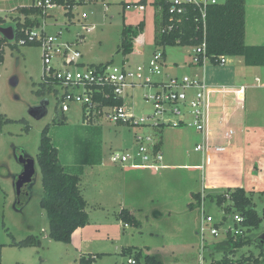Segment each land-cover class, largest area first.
Segmentation results:
<instances>
[{"label":"rangeland","instance_id":"1","mask_svg":"<svg viewBox=\"0 0 264 264\" xmlns=\"http://www.w3.org/2000/svg\"><path fill=\"white\" fill-rule=\"evenodd\" d=\"M141 1L96 0L79 6L73 11V16H69L65 8L57 7L42 19L44 26L38 32L44 31L47 36L61 35V42L73 44L72 49L82 53L79 62L85 67L108 63L125 64L129 68L147 66L155 52L160 50L155 44V28L156 16L158 21L161 19L158 15L161 8L153 4L155 0H146L142 3L146 10L142 12L138 7ZM30 4L31 0H0V18L6 21L4 26L16 29L17 24L25 20L18 9ZM127 5L131 7L126 8ZM83 13L87 19L82 18ZM142 22L144 29L140 31L138 28ZM86 25L94 28L88 31L84 27ZM124 29L131 30L129 34L133 43L127 55L120 50ZM10 42L0 64V113L16 122L5 125L0 131V264H80L83 255L98 254L102 256L95 264H129V259L134 256L122 255L123 248L127 247L141 250L163 264H201L202 259L204 264H211L213 260H221L225 253H212L211 247L226 241L227 229L231 227L234 230L239 212L232 208L231 212L225 213L219 206L218 196L229 188L218 187L215 182L225 183L233 179L224 177L220 168L210 173L209 168L213 165L208 151L203 170L183 167L199 162L196 160L199 154L194 151L195 131L189 124L166 126L161 130L154 128L156 123L169 118L149 119L154 116L155 108L152 102L145 100V95L156 89L138 84L123 95L127 112L136 120L148 119L145 125L116 123L106 115L85 121L81 105L71 104L70 111L63 113L55 92L45 86L42 48L21 46L16 39ZM193 49L188 46L167 47L166 59L161 61L162 74L153 75L152 80L163 82L171 77L193 78L190 69L198 68L205 75L201 79L220 88H216L220 91L219 99L225 95L224 102L231 100L232 92L243 95L244 116L231 117L234 113L228 111L215 119L221 116V122L244 121V130L249 138L245 141L243 186L256 192L250 195L263 221L258 229L249 233L254 242L229 257L235 260L249 255L261 257L264 248L257 242L264 240V66L248 67L243 57H228L224 65L209 60L204 65H195ZM57 61L53 58V65ZM257 78L261 79L260 83ZM43 88L44 92L38 94ZM22 120L25 122H18ZM47 126L53 143L59 149L60 160L67 165L66 170L76 174L83 171L81 189L89 203L90 224L73 234L71 243L51 239L49 219L40 205L43 176L38 156L42 132ZM137 136H149L162 142V163L182 167L132 170L114 163L112 156L120 154L131 156L127 166L142 164L141 158L137 157ZM25 159L33 160L36 167V175L28 185L27 193L17 190V181L24 172L22 160ZM97 161H103V165L93 169L88 167ZM86 162L88 165L83 166ZM125 187L131 191L124 193ZM193 193L203 195V210ZM134 197H138V204L144 207L139 216V227L126 224L120 213L122 199L137 203ZM228 204L231 201L227 198L224 207ZM203 211L216 223L224 221L218 236L211 235L209 229L203 238L198 234ZM30 235L41 239V248L11 246L14 240L19 242ZM138 264L147 263L143 259Z\"/></svg>","mask_w":264,"mask_h":264},{"label":"trees","instance_id":"2","mask_svg":"<svg viewBox=\"0 0 264 264\" xmlns=\"http://www.w3.org/2000/svg\"><path fill=\"white\" fill-rule=\"evenodd\" d=\"M145 2L146 0H142L141 4ZM153 4L158 9L161 8L158 13L161 17L160 21H158L159 17L156 16L155 44L160 47V50L156 52H162L165 59L167 47H196L206 41L207 56L212 63L218 64L216 59L226 56L243 57L245 65L248 67L264 66V46L248 45L246 43L247 0H225L221 4L209 6L205 22L202 19L200 10L194 5H183L180 7L182 13L171 14L168 0H156ZM18 10L25 17V20L23 23L19 22L15 29L17 44L24 40L25 43L21 46H39L37 43L29 41L25 30L41 27L42 11L33 7H21ZM4 25H6V21L0 18V26ZM138 29L143 31V22L139 24ZM129 32L131 30L127 29L122 32L120 50L123 55H127L133 48ZM10 43L9 40L0 36V64L4 61L5 47L9 46ZM200 65H203V63H200ZM44 84L50 90H54L52 79L45 81ZM106 91L108 93L112 92L110 89ZM43 92L44 88L37 93L41 94ZM96 99L105 105L124 106L125 104L122 97H115L113 94L109 99H105L100 95ZM15 122L0 113V131L5 125ZM18 122L24 123L25 121ZM27 129L29 130V126ZM156 130H159V128ZM161 145L162 142L157 143L158 148ZM39 150L38 162L43 176V197L40 205L46 211L49 219V236L57 242L71 243L73 234L90 224V217L87 212L88 201L82 193L81 177L79 173L67 171L62 164L59 149L50 137L49 126L42 132ZM227 196L230 197L231 204L224 207L227 203ZM194 198L198 201V204L201 203L202 195L195 194ZM217 202L225 210V213L231 212L232 208L236 209L244 217L243 224L248 230L245 235L240 236H233L229 233L226 241L215 243L211 247V252L223 251L225 256L221 260H213L211 264H264V252H262L261 257L249 255L237 260L229 257V255H235L238 249L254 242L249 233L253 229H258L263 221L250 194L242 187L228 189L226 193L218 196ZM121 218L126 224L134 227L138 225L133 213L127 210L122 211ZM257 243L264 248L263 239L258 240ZM11 245L19 248H41L42 241L38 236L30 235L19 242L14 240ZM122 255L134 256L138 263L145 259L147 264H163L156 258L145 255L141 250L134 247L123 248ZM101 256L102 254L83 255L79 263L95 264Z\"/></svg>","mask_w":264,"mask_h":264},{"label":"built area","instance_id":"3","mask_svg":"<svg viewBox=\"0 0 264 264\" xmlns=\"http://www.w3.org/2000/svg\"><path fill=\"white\" fill-rule=\"evenodd\" d=\"M96 0H31V4L26 7L40 9L43 13L41 17V27L32 30H25L29 41L37 43L43 51L44 62V81L52 79L54 81V92L59 101V108L63 113H67L71 109V104H79L84 111L85 121L92 120L94 116L106 115L108 119L116 123L133 124L136 126L145 125L148 119H135L133 114L127 112L124 106H111L99 102L96 97L98 95L105 99H109L112 94L115 97H122L129 88L136 85H143L151 89V94L145 95L147 102H152L155 108L154 116L169 117L162 123H156L154 128L161 129L165 126L183 127L189 126L194 128L203 137L202 143L195 147L196 152L206 151V134L209 119V101L208 93L211 86L204 79L184 77H171L167 81L155 82L152 80L153 75H161V65L165 58L162 52H155L153 59L147 66L139 65L135 68H129L125 64L117 66L113 64H99L85 67L79 60L82 53L76 49H72L73 44L61 42V35L47 36L44 31L38 32L44 26L42 19L48 16L50 10L57 7H63L69 16H73V11L79 6L94 3ZM225 2V1H224ZM171 14L182 13L180 8L183 5H194L201 12L203 21L206 20L207 9L211 5L223 3L221 0H168ZM127 5L126 8H130ZM140 11H145L146 6L140 4ZM83 19L88 16L83 13ZM88 31L94 27L84 26ZM170 28V27H169ZM165 32V30H163ZM0 36H2L0 34ZM21 40L19 45L24 44ZM193 62L195 65L205 63L210 60L207 56V44L204 41L200 46L193 49ZM58 59L57 64L53 65L52 59ZM218 64H226L228 57L221 56L216 59ZM260 83V79H256ZM49 83V82H48ZM112 92L108 93L106 90ZM98 94V95H97ZM124 99V98H123ZM107 110L108 112H105ZM134 122V123H131ZM87 124V122H85ZM139 142V151L137 157L141 158L142 164H131L133 167H156L162 162L163 155L157 147V141L152 137L137 136ZM132 159L130 155L114 154L112 161L120 163L123 166ZM229 201L230 197L227 196ZM204 197L201 198V207L203 206ZM200 229L198 234L203 238L206 230H210L211 235L218 236L220 225L224 223H216L211 215H206L203 211ZM244 217L238 213L235 218V228L227 229V235L233 236L245 235L248 228L244 226ZM202 259V263H203ZM129 264H138L136 258L129 259Z\"/></svg>","mask_w":264,"mask_h":264},{"label":"crops","instance_id":"4","mask_svg":"<svg viewBox=\"0 0 264 264\" xmlns=\"http://www.w3.org/2000/svg\"><path fill=\"white\" fill-rule=\"evenodd\" d=\"M246 11H247V14H246V43L248 45H263L264 46V0H247ZM190 71H191V74L193 75V78L201 79V77L205 76L203 73V70H200L198 68H192L190 69ZM216 88L218 90L220 89L218 87L211 86L209 93H208L209 119H208V129H207V134H206V143H207L206 151L209 152L210 159L212 160V165H213L212 168L211 167L209 168V171L210 173H213V171L217 172L218 169L220 168L221 170H223L224 177L233 179V180H230V182H225V183L216 181L215 183H218V187H228L229 189H235L238 187H242L246 190L248 194H252V193L256 194L255 191L247 189L245 188V186H243V165L246 159L245 154L247 150L245 141L246 139L249 138L248 133L245 132L244 130V124H243L244 121L241 120L239 122H235L238 120L236 119L234 121L228 120V122L227 121L221 122V119H222L221 116L218 120L215 119V117H219L218 116L219 114L223 115L228 111L234 113V114H231L232 115L231 117H234L236 115L244 116V113H243L244 111L242 109L243 103H244L243 95L239 92H235V93L232 92L230 93L231 100L224 102L227 96L223 95L221 96V99H219L218 94L220 95L219 93L220 91H217ZM163 128L164 127H162L161 129ZM194 131L197 134L196 135L195 133H193V135H195V147H196L198 144L202 143L203 137L195 129ZM162 148L163 147L161 145V147L158 149H160V151L162 152ZM206 151L205 153L195 151L196 153L199 154V156L197 155L196 157V160L199 162L193 165H190V166H183V167H189V169L191 170L202 169V167L204 166V159L206 156ZM99 161H97L96 163L92 162L95 164H89V165L87 164L89 162H86V164H84L83 166L88 165V167H91L93 169V167H96L97 165L99 166L103 165L102 164L103 161L101 163ZM63 165L67 168V165L65 164ZM122 167L123 169L155 171V170H167V169H172V168H178L182 166L163 164L162 162H160L159 164H157L156 167H153V168L152 167H133L131 165L130 166L122 165ZM82 174H83V171L79 174L81 177V180H82V176H81ZM153 174H155V172H153ZM125 188H126L125 191L123 190L124 193L131 191L130 189H128L127 191V188L129 187H125ZM194 195L195 194L193 193V197ZM135 200H137V203H129L128 201H124L122 199V203L120 205V213H122V211L124 210H127L133 213V215L135 216L138 222V225L136 227H139L141 225V222L139 221L140 220L139 216L144 212V207L138 204L140 203L138 202L139 201L138 197L135 198ZM98 206L102 207V205H98ZM95 207L96 206H94V208ZM76 232L74 233V235L76 234Z\"/></svg>","mask_w":264,"mask_h":264},{"label":"water","instance_id":"5","mask_svg":"<svg viewBox=\"0 0 264 264\" xmlns=\"http://www.w3.org/2000/svg\"><path fill=\"white\" fill-rule=\"evenodd\" d=\"M0 34L9 41H13L15 39V29L13 26H0ZM16 84L17 81L15 80L14 85ZM22 164L24 166V172L17 181V190L19 192L27 193V187L33 181L36 175V167L34 161L30 159L22 160Z\"/></svg>","mask_w":264,"mask_h":264}]
</instances>
